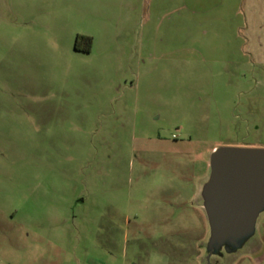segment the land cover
<instances>
[{
  "label": "rangeland",
  "instance_id": "1",
  "mask_svg": "<svg viewBox=\"0 0 264 264\" xmlns=\"http://www.w3.org/2000/svg\"><path fill=\"white\" fill-rule=\"evenodd\" d=\"M169 1L0 0V264H264V213L207 261L199 200L214 150L264 149V64L240 0Z\"/></svg>",
  "mask_w": 264,
  "mask_h": 264
},
{
  "label": "water",
  "instance_id": "2",
  "mask_svg": "<svg viewBox=\"0 0 264 264\" xmlns=\"http://www.w3.org/2000/svg\"><path fill=\"white\" fill-rule=\"evenodd\" d=\"M199 200L209 226L207 261L241 248L264 213V149L214 150Z\"/></svg>",
  "mask_w": 264,
  "mask_h": 264
},
{
  "label": "crops",
  "instance_id": "3",
  "mask_svg": "<svg viewBox=\"0 0 264 264\" xmlns=\"http://www.w3.org/2000/svg\"><path fill=\"white\" fill-rule=\"evenodd\" d=\"M170 0L172 10L185 17L187 11H196L199 18H211L216 21L218 18H232L239 6L234 0ZM242 23L240 30L242 33V49L250 57H255V61L264 64V0H240ZM239 3V0H237ZM238 5V4H237ZM189 11V12H190ZM179 15V14H178ZM195 17V16H194ZM201 25V24H200ZM202 26V25H201ZM214 26V22L212 23ZM211 26V27H212ZM205 34L209 29L203 27ZM229 28L226 26V30Z\"/></svg>",
  "mask_w": 264,
  "mask_h": 264
},
{
  "label": "trees",
  "instance_id": "4",
  "mask_svg": "<svg viewBox=\"0 0 264 264\" xmlns=\"http://www.w3.org/2000/svg\"><path fill=\"white\" fill-rule=\"evenodd\" d=\"M81 41H82V42H83V41L87 42L88 47L83 48V49H80V48L78 47V44H79ZM91 41H92V39H91L90 37L82 36V35H77V36H76V40H75V49L78 50V51L89 52V51H90V44H91Z\"/></svg>",
  "mask_w": 264,
  "mask_h": 264
},
{
  "label": "flooded vegetation",
  "instance_id": "5",
  "mask_svg": "<svg viewBox=\"0 0 264 264\" xmlns=\"http://www.w3.org/2000/svg\"><path fill=\"white\" fill-rule=\"evenodd\" d=\"M208 168H209V164H208ZM208 172H209V169H208ZM209 174V173H208Z\"/></svg>",
  "mask_w": 264,
  "mask_h": 264
}]
</instances>
